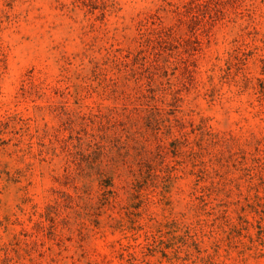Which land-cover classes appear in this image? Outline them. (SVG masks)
I'll return each instance as SVG.
<instances>
[{
	"label": "rangeland",
	"instance_id": "1",
	"mask_svg": "<svg viewBox=\"0 0 264 264\" xmlns=\"http://www.w3.org/2000/svg\"><path fill=\"white\" fill-rule=\"evenodd\" d=\"M0 264H264V0H0Z\"/></svg>",
	"mask_w": 264,
	"mask_h": 264
}]
</instances>
